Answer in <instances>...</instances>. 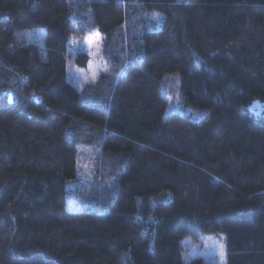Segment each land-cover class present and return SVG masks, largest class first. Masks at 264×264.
Instances as JSON below:
<instances>
[{
	"label": "trees",
	"instance_id": "trees-1",
	"mask_svg": "<svg viewBox=\"0 0 264 264\" xmlns=\"http://www.w3.org/2000/svg\"><path fill=\"white\" fill-rule=\"evenodd\" d=\"M94 33L114 69L86 102L69 41ZM173 76L198 120L165 115ZM256 101L264 0H0V264H215L190 253L208 234L226 264H264ZM78 145L99 150L92 183Z\"/></svg>",
	"mask_w": 264,
	"mask_h": 264
},
{
	"label": "rangeland",
	"instance_id": "rangeland-1",
	"mask_svg": "<svg viewBox=\"0 0 264 264\" xmlns=\"http://www.w3.org/2000/svg\"><path fill=\"white\" fill-rule=\"evenodd\" d=\"M141 16L143 17L145 26H147L149 19L154 18L157 20L160 15L157 12H151L143 15L141 14ZM98 35L99 39L97 38ZM69 43L72 50L82 51L88 56V62L84 69L78 68L74 64H69L68 77L73 83L78 84V86L85 91L83 100L89 102V95L94 97L95 93L85 86H93L100 76L110 77L113 75L114 68L110 67V64L103 58V35L94 33L84 40L70 39ZM93 91H97L96 94L98 99H101L102 96L104 97L103 93L107 94L106 88L93 89ZM162 91L168 102L165 115L168 116L178 112L184 113L193 120L198 118V115L193 112L194 110L184 106L180 100L179 78H175V76L165 78L162 83ZM251 109H253L255 114L264 116V103L256 101L252 104ZM77 153L79 178L82 181L92 183L96 179L95 175L100 177L101 174V169L98 168V166L100 167V161L98 160L100 156L99 150L95 146L78 145ZM96 170L99 171L97 172ZM190 253L191 255H201L205 257L206 260L215 264H226L224 236L221 234L205 235L198 242L191 244Z\"/></svg>",
	"mask_w": 264,
	"mask_h": 264
},
{
	"label": "snow or ice",
	"instance_id": "snow-or-ice-1",
	"mask_svg": "<svg viewBox=\"0 0 264 264\" xmlns=\"http://www.w3.org/2000/svg\"><path fill=\"white\" fill-rule=\"evenodd\" d=\"M156 15H158V14H156ZM97 38L99 39V35L97 36Z\"/></svg>",
	"mask_w": 264,
	"mask_h": 264
}]
</instances>
